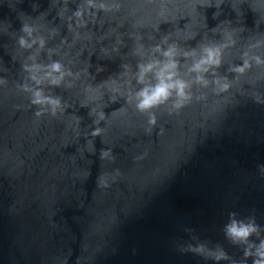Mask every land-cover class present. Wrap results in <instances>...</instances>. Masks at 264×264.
<instances>
[{"label":"water","instance_id":"obj_1","mask_svg":"<svg viewBox=\"0 0 264 264\" xmlns=\"http://www.w3.org/2000/svg\"><path fill=\"white\" fill-rule=\"evenodd\" d=\"M93 2L122 7L0 0V264H254L227 226L254 222L260 233L251 240L264 239V64L252 59L264 58V2L224 0L219 9L198 0ZM160 6L167 20L157 24L152 9ZM21 37L37 43L22 47ZM165 37L190 81L196 74L185 51L227 45L215 76L230 89L193 83L184 108L173 98L139 111V65L163 59L155 47L166 48ZM245 59L251 68L232 70ZM53 62L72 74L59 85L37 84L32 76ZM38 88L62 110L32 103ZM105 150L113 159H102ZM201 245L205 253L192 250Z\"/></svg>","mask_w":264,"mask_h":264},{"label":"clouds","instance_id":"obj_2","mask_svg":"<svg viewBox=\"0 0 264 264\" xmlns=\"http://www.w3.org/2000/svg\"><path fill=\"white\" fill-rule=\"evenodd\" d=\"M198 2L205 7H216L219 9L224 3V0H198ZM264 2V0H262ZM91 7H99L100 9L119 10L122 5L120 3H113L111 5L106 3L96 4L93 0H89ZM139 10L131 9L129 15L135 17V24L137 26H143L146 22L141 14H137ZM152 13L157 18L158 22L167 20V9L165 7H155L152 9ZM219 13H214L218 15ZM77 16L81 13L77 12ZM24 31L29 37L33 34V29L25 26ZM41 47H44L46 41L43 38L38 40ZM37 43V39H32L31 43L24 37L20 38V44L22 47L31 48ZM164 44L168 46L165 48L162 45L155 47V52L160 53L163 59L154 58L149 60L147 63L139 65V72L137 75L138 83L142 84L143 87L135 93L136 108L141 112H151L153 108H157L160 105L166 104L170 99L174 98L173 107L176 110L184 108L193 99L194 93L192 91V84L197 83L203 87H208L210 84L215 85V91L217 93L226 92L230 89L231 84L227 78H221L215 76V69L220 67L223 62V48L227 45H208L202 47V49H192L191 51H185L184 57L191 58L193 63L189 69V72L195 73L193 81L184 79L179 74L180 61L177 59L178 49L174 44H168V37L164 38ZM248 54L245 53V56ZM257 64H264V58L260 56L252 57ZM252 64L249 59H245L242 66H237L233 71L243 74ZM39 65H33L31 71L37 72L40 70ZM212 72L214 79L209 80L206 78V74ZM70 71H66L63 64L60 62H53L47 66V70L43 76L33 75L32 79L37 84L43 83L47 79L53 85H59L64 80L66 75H71ZM3 83V81H0ZM26 90H28L26 88ZM203 96H198L196 99H204ZM259 99V98H258ZM32 103L41 106H50L53 115L56 114L57 110L61 108V101L59 98H53L45 95L42 89H36L33 92ZM47 108H42L41 111L36 113L37 116L44 114ZM100 119H104V113H99ZM155 114H152L149 118V124H156ZM101 129L97 128L93 135H100ZM163 132V130H161ZM102 159L110 160L113 159L111 150H105L102 152ZM101 182L104 186L108 185V180L104 177L101 178ZM227 233L233 239L234 242L245 245V256L253 257L254 264H264V239H259V243L251 240L253 235L259 237L260 230L258 226L253 223H245L243 221H237L235 219L227 226ZM193 251L205 253L206 249L203 245L193 248ZM208 254L214 256L216 260L228 259L227 255L223 251L211 252L208 250Z\"/></svg>","mask_w":264,"mask_h":264}]
</instances>
